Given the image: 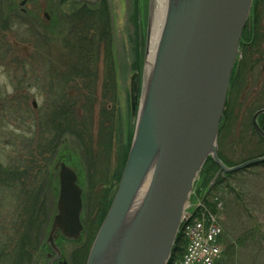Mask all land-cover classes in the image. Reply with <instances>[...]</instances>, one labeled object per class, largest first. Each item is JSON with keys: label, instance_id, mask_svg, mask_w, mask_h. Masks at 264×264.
<instances>
[{"label": "rangeland", "instance_id": "rangeland-1", "mask_svg": "<svg viewBox=\"0 0 264 264\" xmlns=\"http://www.w3.org/2000/svg\"><path fill=\"white\" fill-rule=\"evenodd\" d=\"M110 1L113 18L111 36L108 35L109 32L107 35L103 32L101 35L99 30L103 28L102 30L105 31L108 27L107 16L102 17L101 21L95 19L96 16L94 20L91 17L90 20H93L94 24L89 22L87 17L82 19V24L94 26L91 27L90 32H92L93 45L96 43L94 47L97 51L94 62L98 75L97 89L95 93L90 92L92 95L88 94L91 98L97 99L93 107L94 114L87 116V111L93 108L83 106L81 111L83 125L79 124L80 126L77 127V130L81 132L65 136L62 144L57 145L55 153L51 152L50 155L52 158L65 161L67 166L76 172L82 190V217L87 226L92 228L94 226L92 229L94 234L92 236L89 233L82 234L81 241L78 242L81 248L80 253L87 248L86 256L97 230L95 229L97 219H100L105 203L110 201L118 183V174L121 168L123 169V156L129 138L128 130L133 131L135 128L144 87L143 61L150 0ZM20 2L21 0H0V141L22 140L24 138L22 136L26 135L29 150L38 151L39 142L43 143V146H48L46 127L43 126L45 110L42 108L50 96L45 90L56 84L58 87L59 81L61 82V66L64 71V65H62L65 64L64 57H71L69 54L71 48L79 43L77 33L75 35L68 33L73 23V16L72 18L69 16L73 10L77 12L84 4L74 0H26V3L21 6ZM33 5L39 7L38 13L30 10ZM40 10H45L49 19H43ZM104 21H106L105 24ZM76 31L78 32V29ZM69 45L72 47L69 48ZM110 69H113L115 80L114 93L106 91L102 86L105 80L104 74ZM58 90L60 91L59 87ZM104 94L110 95L113 101L108 102V107L110 106L108 118L110 119L106 125L101 123L103 119L97 113L101 110L100 103ZM33 102L36 106H33ZM240 115L237 122L231 118L228 123L229 129L220 137L221 154L231 164L264 152L263 142L248 125L244 127L245 131L236 129V123L239 125L244 120ZM243 122L246 123L245 120ZM238 137L242 138L241 144H237ZM56 176L57 173L46 188L44 209L39 207L41 214L46 216L47 220L49 218L47 228L45 225L29 228V238H32L30 246L34 250L31 258L34 264L46 263L42 247H39L40 250H35L33 242L36 239V248H38V242L47 237L51 219L55 213L58 191ZM224 185L215 186L210 192L218 196L222 202V208L218 210V213L215 212L218 221L221 222L220 224L227 223L230 228H228L229 236L233 239L238 236L235 238L239 239V243L243 244L247 241L243 237L248 235L247 228L257 230L249 241H260L259 235L264 236V165H252L237 171L226 179ZM203 192L204 190L201 194ZM191 194L192 200L193 192ZM6 199L3 195L0 196L1 210L6 208ZM226 199L238 200V212L235 217L225 213V201L230 202ZM194 201L198 203L196 196ZM8 212L5 214L8 215ZM21 213L20 210L11 217L12 222L8 227L14 228L9 229L5 236L6 238L12 236L14 239L12 243L5 240L3 245H0L2 254L0 264H15L14 262L19 255H23V250L26 248L28 241H23V237H27L28 226L22 224L18 227L17 221H14L17 220L16 214ZM11 233H18V237ZM20 239L24 248L18 249ZM57 243L63 246V253L67 257L70 256V249L77 246L71 242L66 244L61 239H58ZM239 249L236 260L233 259V255L225 258L223 255L219 263L252 264L253 261L249 260L250 258L246 259L247 252L241 247ZM179 255L172 262H175ZM253 255L254 253L251 257ZM237 256L241 257L238 259ZM259 264H264V258L259 260Z\"/></svg>", "mask_w": 264, "mask_h": 264}, {"label": "water", "instance_id": "water-1", "mask_svg": "<svg viewBox=\"0 0 264 264\" xmlns=\"http://www.w3.org/2000/svg\"><path fill=\"white\" fill-rule=\"evenodd\" d=\"M251 1H170L125 164L85 264H167L184 204L206 158L221 175L264 162L260 156L226 166L217 156L219 121ZM107 4L113 33L110 0ZM30 10L38 13L39 7ZM262 112L253 115L252 124L264 139L256 123ZM55 169L58 194L46 240L59 253L58 235L81 237L83 204L76 172L63 160Z\"/></svg>", "mask_w": 264, "mask_h": 264}, {"label": "trees", "instance_id": "trees-1", "mask_svg": "<svg viewBox=\"0 0 264 264\" xmlns=\"http://www.w3.org/2000/svg\"><path fill=\"white\" fill-rule=\"evenodd\" d=\"M98 2L100 3L103 2V4L102 3L100 4ZM82 3L84 5L80 7L77 12L73 10L71 12V15L69 16L70 18H72L73 16V23L68 29V33L71 35L73 34L75 35V33H77L79 36V39H78L79 43H76L75 47H72V45H69V48L72 47L69 52L71 57L69 58L64 57L65 64H62L64 65V71H63V67L61 66L62 68V71L60 73L61 82L59 81L58 83V87L60 91L58 90L57 84L55 86L54 85L50 86L45 90V92L48 93V96H50L48 99H46L43 105V108H42L45 110V119L43 120V126L46 127V132H47L46 139H48L47 140L48 146L47 147L43 146L44 144L39 142L40 149L38 148V151L43 150L42 152H45L48 156L51 155V152L52 154L55 153L57 145L62 144L63 138L65 136L73 135L76 132L78 133L81 132L77 130V127L80 126L79 124H81V126L83 125L82 124L83 115L81 114L83 106L84 107L86 106V108H93L94 104L97 101L96 98L93 99L91 98V96L88 95L92 91H94L95 93L97 89L96 82H97L98 75L96 74V66H95L96 64H94L97 51L95 50V47H94L96 43L93 45L94 40H93L92 32H90L91 27H94V26L92 25L86 26L85 23L82 24V19L87 17V19L90 20V18L93 17V20H94V17L96 16L95 19L97 18L99 21H101L102 17L107 16L108 27H106L105 31L102 30L103 28H99V30H101L100 31L101 35H103V32L105 35H107L109 32L108 35H110L111 27H110V20H109V12H108V6L104 2V0H97L94 3H90V4L86 2H82ZM93 20H90L89 22L94 24ZM105 23L106 21H104V24ZM75 28L78 29V32L76 31ZM76 47L78 48L75 51ZM104 78L105 80L102 86L106 89V91L108 90L109 92L111 91L112 93H114L115 92V80L113 78V69L107 70V72L104 74ZM230 95H231V90L229 86L227 96L225 99L223 113H222V116L219 122L218 134H217V156L222 161V163H224L227 166H232L242 161H245L247 159L264 155V152L262 153L259 152L256 155L250 156L249 158L246 157L242 160H239L235 164H231L221 154L222 152L220 149V137L222 136L223 133H226V131L229 129L230 125L228 123H230L229 121H231V118H234L233 121L235 120V122H237L236 120L239 119L238 116L240 115V113H242L240 117H243L246 123L243 122L244 120L239 125H237L236 123V126H237L236 129L237 130L241 129L240 131H245L244 127L248 125V127L251 128L253 133L255 135L257 134L252 126L250 113H243V110L239 112L238 104L236 102L237 99H233L232 97L230 98ZM103 96L104 97L100 103L101 110H99L97 113H99L100 117H102L103 119V122L101 123L106 125V122H108V119H110L108 118V113H110V106L108 107V102L111 103L112 100H111L110 95L105 96L104 94ZM94 110H95L94 108L92 110H88L86 115L92 116V114H94ZM260 128L262 129V127ZM262 131L264 132L263 129ZM128 135H129V138H128V143L126 145L125 153L123 156L122 166L124 165L127 152L129 149V145L131 142V136H132L131 129L128 130ZM258 138L264 144V140L260 137ZM240 141H242V138L238 137L237 144H241ZM248 142L249 140L247 141V143ZM41 155L43 154L41 153ZM258 164L264 165V163H258ZM218 170L219 168L216 165V163L211 158H208L204 162L199 172V175H198V178L195 184V190H194V197L196 196V201L198 202L194 209V213L196 214V216L197 217H201L202 215L205 217L212 216L215 219V221L219 223L222 229L221 235H220L221 255L214 264H221L219 262H221V258L223 257V255H224V258L227 257L228 255H233L232 256L233 259L236 260V255L238 254V249L240 247L242 248V250H245L247 252L246 259L250 258L249 260L253 261L252 264H259V260H263L264 258V236L263 234L259 235L258 239L260 241H257V242L249 241V238L254 237L253 233L257 232V230H250L249 228H247L248 235L247 236L243 235V237H245L247 241H244L243 244L239 243L238 238H235L238 236H235L234 239L231 238L229 236V231H228L230 228L228 227L227 223L220 224L221 222L218 221V217L216 215V213H218V210L222 208V202L218 198V196H215L210 193L213 187L218 186V185H224V182L229 176H231L233 173L237 171L244 170V168L237 169L236 171H233V172H226L223 175L217 173ZM120 174H121V171L118 174V180H119ZM211 179L215 181L210 183ZM202 190H204L203 194H201ZM226 200H229L230 202L227 203V201H225L226 202L225 213L228 215H231L232 217H235L238 212V205H237L238 200L237 201L233 199H226ZM109 202L107 201L105 203V207L102 209L100 219H97V224H96L95 229L100 224L107 210ZM93 228L86 226L85 234L89 233V235L92 236L94 234L93 233L94 230L92 231ZM258 228L259 227H257V229ZM184 246H185V240L181 237L180 234H178L176 236L174 245L172 247L168 264H173L174 262L172 261L175 259L177 255L180 254L179 256L181 257ZM83 250L84 252L80 253L82 255V256L80 255L81 261H83V258L85 256V251L87 250V248ZM252 253H254V255L251 257ZM24 254L25 253L23 250V255ZM22 257L23 256L20 255L14 263L22 264V259H21ZM239 257L237 256L238 259Z\"/></svg>", "mask_w": 264, "mask_h": 264}, {"label": "flooded vegetation", "instance_id": "flooded-vegetation-1", "mask_svg": "<svg viewBox=\"0 0 264 264\" xmlns=\"http://www.w3.org/2000/svg\"><path fill=\"white\" fill-rule=\"evenodd\" d=\"M24 3L22 2L21 5ZM229 86L231 97L237 99L239 112L243 110V113H250L252 120V116L256 112L264 110V0H252L248 18L238 43V52L231 71ZM256 121L264 130V112L257 115ZM22 137H24L22 140L0 141V196L3 195L7 198L5 201L6 208L0 209V245H3L5 240L9 243L13 242L12 236L6 238L5 235L9 229L14 228L8 227L12 222L11 217H14L15 212L18 213L21 210L22 213L16 214L17 220L14 221H17L18 227L22 224L28 226L27 237H23V241H28V243L24 249L25 254L21 258L22 264H34L35 262L31 258L34 250L30 246L32 238H29V228L30 226L40 227L41 225H45L47 228L49 224V218L47 220L46 216L41 214V209L43 210L45 206L46 188L50 185V180L52 181L57 171L55 169L57 159L48 156L42 152L43 150H29L26 135ZM56 180L57 176L55 177ZM5 212H8V215ZM83 226L85 228L87 226L85 219ZM12 234L18 237V233ZM58 239L63 240L66 244L71 242L77 245L70 249L69 257L64 255L63 246L57 243ZM80 241L81 238L69 240L58 235L55 244L59 253L49 246L46 238L38 242V248H36V239L33 243L35 250H40L39 247H42V254L46 259L45 264H61L62 262L65 264H83L85 256L81 261V248L78 245ZM21 243L23 242L20 239L18 249L24 248Z\"/></svg>", "mask_w": 264, "mask_h": 264}, {"label": "built area", "instance_id": "built-area-1", "mask_svg": "<svg viewBox=\"0 0 264 264\" xmlns=\"http://www.w3.org/2000/svg\"><path fill=\"white\" fill-rule=\"evenodd\" d=\"M181 223L187 242L178 264H213L220 254L218 225L203 216L193 217L189 205L186 206Z\"/></svg>", "mask_w": 264, "mask_h": 264}, {"label": "bare ground", "instance_id": "bare-ground-1", "mask_svg": "<svg viewBox=\"0 0 264 264\" xmlns=\"http://www.w3.org/2000/svg\"><path fill=\"white\" fill-rule=\"evenodd\" d=\"M170 1L171 0H150L149 24L145 57L143 61L144 90L152 71L156 50L160 41ZM174 1L177 2L178 0ZM148 182L149 176L143 181L142 189L137 194V199H141V196L146 190Z\"/></svg>", "mask_w": 264, "mask_h": 264}]
</instances>
